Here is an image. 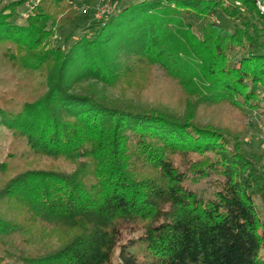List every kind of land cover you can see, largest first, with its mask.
Wrapping results in <instances>:
<instances>
[{"label": "trees", "instance_id": "obj_1", "mask_svg": "<svg viewBox=\"0 0 264 264\" xmlns=\"http://www.w3.org/2000/svg\"><path fill=\"white\" fill-rule=\"evenodd\" d=\"M27 1L0 7V264H264V153L242 141L245 109L264 119L259 0H141L68 51L74 1L13 22Z\"/></svg>", "mask_w": 264, "mask_h": 264}, {"label": "rangeland", "instance_id": "obj_2", "mask_svg": "<svg viewBox=\"0 0 264 264\" xmlns=\"http://www.w3.org/2000/svg\"><path fill=\"white\" fill-rule=\"evenodd\" d=\"M13 0H0V7ZM36 0H28L24 5L20 6L12 18L13 22L24 23L25 18L29 15L32 5ZM78 9V15L63 29L57 31L53 43L54 45L62 47L65 51H68L70 47L81 37H92L94 31L98 29L104 18L110 13L118 12L122 8L129 4L139 2L141 0H73ZM257 6L261 13L264 14V0H259ZM110 11V12H109ZM211 20L220 24L228 31H233L236 21L225 16L221 11L214 12L210 15ZM195 33L198 35L201 33L202 22L194 15H191L187 20ZM264 41V30L263 38ZM5 76L0 72V77ZM154 80L157 84L156 92L151 93V96H155L159 93L164 100L169 99L170 91L167 85V79L161 74L159 70H154ZM11 86V85H8ZM3 87V83L0 81V88ZM248 114L246 120L247 132L243 135L242 141L245 148L255 152L264 153V119L259 111H252L245 109ZM11 145V133L7 126L0 123V162L3 161L8 152L12 150ZM47 162V161H46ZM8 175H13L20 169L22 164L17 161L8 163L7 167ZM1 178V176H0ZM199 191L206 193L212 190L211 184L207 179L201 180L194 185ZM140 260L143 259V254H138ZM10 264H20L18 262H11Z\"/></svg>", "mask_w": 264, "mask_h": 264}, {"label": "built area", "instance_id": "obj_3", "mask_svg": "<svg viewBox=\"0 0 264 264\" xmlns=\"http://www.w3.org/2000/svg\"><path fill=\"white\" fill-rule=\"evenodd\" d=\"M110 12V11H109Z\"/></svg>", "mask_w": 264, "mask_h": 264}, {"label": "crops", "instance_id": "obj_4", "mask_svg": "<svg viewBox=\"0 0 264 264\" xmlns=\"http://www.w3.org/2000/svg\"><path fill=\"white\" fill-rule=\"evenodd\" d=\"M37 1V0H36Z\"/></svg>", "mask_w": 264, "mask_h": 264}]
</instances>
